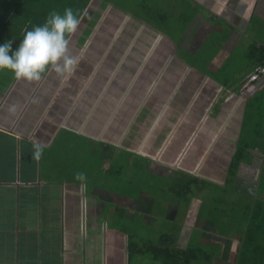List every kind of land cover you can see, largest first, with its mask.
<instances>
[{
  "label": "crops",
  "instance_id": "crops-1",
  "mask_svg": "<svg viewBox=\"0 0 264 264\" xmlns=\"http://www.w3.org/2000/svg\"><path fill=\"white\" fill-rule=\"evenodd\" d=\"M188 1L193 10L182 33L183 42L152 29L150 32L146 25L135 22L138 29L133 44L129 43L112 72L119 77V67L128 54L139 62L134 75L120 76L127 85L116 107L118 111L122 106V131L112 132L117 143L122 137L126 147L102 144L151 161V167L160 170L161 176L171 174L179 184L180 179L190 176L220 186L227 180L237 150H242L234 186L245 190L254 202L260 199L264 203V192L257 191L264 173V153L260 151L264 148L248 140L264 139V78L249 82L255 68L264 63V0ZM101 25L94 34L98 46L96 38L104 28ZM143 32L140 51H132ZM213 32L218 36L213 40L218 48L204 54L202 64L193 62L197 46ZM152 37V45L147 48ZM152 57L155 63L150 62ZM4 88L0 96V264H130L132 256L144 255L138 252L141 246L132 242L133 235L124 231L123 225L121 229L109 228L103 222L100 204L107 198L94 202V195L87 194L84 184L47 180L36 169L41 167L43 152L37 158V145H42V150L51 149L64 129L82 135L89 121L77 129L72 120L82 124L79 117L43 114L49 104L45 100L50 91L47 85L16 80ZM103 89L96 100L102 98ZM92 128L91 125L87 134L92 135ZM261 143L264 147V141ZM155 151L163 152V161L152 157ZM192 191L181 198L188 202ZM140 200L133 201L138 218L147 215L146 203ZM192 200L178 234L164 235L175 239L168 246L183 251L195 249L198 234L203 243L225 247L215 264H237L242 236H216V225L197 228L203 203ZM130 203L120 209H130ZM170 212L177 215L174 210ZM119 213L123 218L124 214L131 215L129 221L135 219L133 212ZM233 250L238 251L236 258Z\"/></svg>",
  "mask_w": 264,
  "mask_h": 264
},
{
  "label": "rangeland",
  "instance_id": "rangeland-1",
  "mask_svg": "<svg viewBox=\"0 0 264 264\" xmlns=\"http://www.w3.org/2000/svg\"><path fill=\"white\" fill-rule=\"evenodd\" d=\"M103 1L111 6L104 4ZM86 7L79 19L80 24L76 33L70 37V51L80 57V62L69 79L62 80L51 72L48 78H42L39 82H27L17 80L11 75L12 73L6 70L0 71V96L7 88L3 89V86H8L11 79L20 83H34L36 86L47 85L50 91H45V100L46 104H49L46 105L48 107L43 114L57 117L70 114L75 118L79 117L82 119H80L82 124H75V119L72 120V125L77 129L84 122L89 121L86 125L84 124L88 130L83 129L82 135L68 132L66 129L62 130L52 148L42 150L41 167H36V169L40 170L43 178L47 180L66 184H84L87 194L94 195V202L101 203L102 201L97 198H107L106 203L100 204V214L105 215L103 222H106L109 228L121 229L123 225L122 229L128 230L133 235L132 242L140 246H144L145 243L160 245L164 235L178 234L186 221L188 207L194 201L192 198L199 199L203 203L196 223L197 228L201 225L205 228L207 225H216L213 232L216 236L225 233L224 236L227 237H233L234 234H237L236 238L241 237L253 216L252 211L247 212V208L258 209L257 206L260 205L257 203L260 199L254 202L245 190L242 192L235 188L233 182H227L222 186L208 184L207 189L202 192L197 188H192L191 199L188 203L181 198L183 191H180L179 183L173 180L171 174L166 173L165 177L161 176L160 170L151 167V161L144 160L136 154H129L122 149L99 144L100 142L115 143L126 147L122 137L117 143V137L107 128L108 123L113 121L112 116H116V107L120 104V98L125 94L127 85L123 78L112 75V73V77L110 75L107 81L97 76L103 59L100 62L94 61L96 27L101 24L104 28L110 27L109 17L113 10L115 15L112 14V20L115 18L119 20V17H122L123 20L120 23L124 25L123 28H119V32L117 31L114 41L120 38L122 29L127 28L131 31V26L135 22L139 25H146L145 28L150 32L152 29L162 36L170 35L175 41H182V33L190 21V14L193 10L190 2L188 0H91ZM215 33L213 32L208 40L197 46L195 50L197 58L193 59V62L202 64L200 58H204V54L207 56L210 51L218 48V43L213 41L218 37ZM134 37L130 40V44H133L131 42ZM127 48L128 45L124 51ZM106 54L107 52L103 53V56L106 57ZM200 69L206 71L205 68ZM98 89H103L102 98L96 100L94 93ZM108 105H111L110 112L114 114L107 119V126L104 129L97 130L95 123L102 112L108 110L106 109ZM91 125L97 135L87 134L90 133ZM143 139L145 141V136ZM143 139L140 140L142 143H144ZM248 140L251 145L264 148L261 143L264 141L263 138L252 137ZM135 146L140 147V145ZM260 151L264 153V150ZM246 152L249 153V151ZM162 153V151H155L152 157L156 156L163 161ZM77 174H83L84 179L78 180ZM203 187L205 189L206 185ZM257 191L259 194L264 192V173L260 176ZM138 199L147 206V215L141 218L137 217L138 210L133 204V201ZM129 201L131 202L128 205L130 209H120L121 205L127 208L125 203ZM170 210H174L177 215L171 213ZM118 211L133 212L135 219L129 221L127 218L128 216L132 218L131 215L124 214L123 218ZM198 237L196 234L194 247L200 250L198 251L200 259L191 261L189 264H210V261L215 264L217 257L224 254L225 247L217 248L214 244L203 243ZM237 252L233 250V254L236 253L235 258ZM130 264H165V262L158 261L150 252L145 251L142 256H132Z\"/></svg>",
  "mask_w": 264,
  "mask_h": 264
},
{
  "label": "trees",
  "instance_id": "trees-1",
  "mask_svg": "<svg viewBox=\"0 0 264 264\" xmlns=\"http://www.w3.org/2000/svg\"><path fill=\"white\" fill-rule=\"evenodd\" d=\"M89 1L90 0H0V44L11 40L13 41L12 50L14 51L23 39L25 31L32 30L36 26H42L51 12L55 11L62 15L65 8L71 7L74 14H76L79 19ZM110 14V27L103 28L101 30L102 35L100 34L96 38L100 45L98 46L94 43V61L96 62L100 61L103 53H105L110 46L111 39L114 35H116L117 31L121 27L120 22L123 18L119 17V20H116V18L115 20H112V14H114V11L112 10ZM106 23L108 24L107 20ZM132 28L133 29L131 31H128L127 28L122 29L120 32V38H117L110 52L102 61L101 68L97 73V76H100L101 80L107 81L115 69L121 55L124 53L127 45H129L130 40L134 37V32L138 29V25L135 23ZM144 36L145 34L143 32L141 37H138L136 44L132 47V51H140V43L143 42ZM152 40L153 37L146 43L147 48L152 45ZM155 61L156 59L154 57L150 60L151 63H155ZM138 63L137 59H134L131 54H128L122 65L119 67L118 75L126 78H128L127 75H134L136 73L135 68ZM146 69L149 70V66H147ZM50 73L51 71L46 72L42 78H48ZM13 81L14 79H11L9 83H12ZM151 82L152 80H150L148 84ZM99 91L100 89L94 93V99L98 97ZM133 92L134 90H132V95ZM108 106L106 108L108 110L103 111L95 123L97 130L102 128L104 129L107 126V119L112 115V112H110L112 107L111 105ZM122 112L123 110L121 106L119 107V110L116 111V117L108 125V131L116 132L119 131L120 128L122 129ZM92 135L94 136L97 134L93 132ZM94 142H96L95 139ZM99 144L102 143L100 142ZM242 156V150H237L229 166L225 184L227 182H233L234 184L239 164L243 159ZM208 184L209 183L204 180L188 176L184 179H180L179 189L180 191H183L182 197L186 198L192 191L193 187L202 192L206 189H204L203 186L206 185L207 187ZM257 204L260 205L257 206L258 209L252 210V207L247 208V212L252 211L251 213L253 216L248 222L247 229L244 230L245 232L241 237L243 240V246L237 264H264V203L260 200ZM174 240H172L169 236H163L160 245L147 243L144 244V246L139 247L140 249L138 252H150L154 258L160 262H165V264H189L191 261L200 259L198 255V251H200L199 249L189 248L188 250L183 251L173 249L171 246H168L173 244ZM132 250H134V247Z\"/></svg>",
  "mask_w": 264,
  "mask_h": 264
},
{
  "label": "clouds",
  "instance_id": "clouds-1",
  "mask_svg": "<svg viewBox=\"0 0 264 264\" xmlns=\"http://www.w3.org/2000/svg\"><path fill=\"white\" fill-rule=\"evenodd\" d=\"M80 20L71 7L63 14L51 12L42 26L26 30L19 46L13 51V41L0 44V71L11 72L17 80L39 82L48 72L62 80L69 79L76 71L80 57L69 48L70 37L76 33ZM39 158L42 145H37ZM83 180V174H77Z\"/></svg>",
  "mask_w": 264,
  "mask_h": 264
},
{
  "label": "built area",
  "instance_id": "built-area-1",
  "mask_svg": "<svg viewBox=\"0 0 264 264\" xmlns=\"http://www.w3.org/2000/svg\"><path fill=\"white\" fill-rule=\"evenodd\" d=\"M261 78H264V63L255 68L254 72L249 77V82H254Z\"/></svg>",
  "mask_w": 264,
  "mask_h": 264
},
{
  "label": "water",
  "instance_id": "water-1",
  "mask_svg": "<svg viewBox=\"0 0 264 264\" xmlns=\"http://www.w3.org/2000/svg\"><path fill=\"white\" fill-rule=\"evenodd\" d=\"M90 1H91V0H90ZM86 8H87V7H86ZM86 8H85V9H86ZM84 11H85V10H84ZM83 13H84V12H83ZM83 13H82V15H83ZM82 15H81V16H82ZM81 16H80V18H81ZM80 18H79V19H80Z\"/></svg>",
  "mask_w": 264,
  "mask_h": 264
},
{
  "label": "flooded vegetation",
  "instance_id": "flooded-vegetation-1",
  "mask_svg": "<svg viewBox=\"0 0 264 264\" xmlns=\"http://www.w3.org/2000/svg\"><path fill=\"white\" fill-rule=\"evenodd\" d=\"M198 209V207L196 208V210Z\"/></svg>",
  "mask_w": 264,
  "mask_h": 264
}]
</instances>
